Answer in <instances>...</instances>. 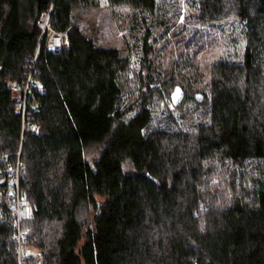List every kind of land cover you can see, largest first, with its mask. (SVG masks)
<instances>
[{"label":"trees","instance_id":"trees-1","mask_svg":"<svg viewBox=\"0 0 264 264\" xmlns=\"http://www.w3.org/2000/svg\"><path fill=\"white\" fill-rule=\"evenodd\" d=\"M106 1L129 16L161 6ZM197 1L198 25H244L243 54L211 60L209 91L154 72L149 29L140 67L124 42L88 35L74 8L103 0H0V167L21 160L29 209L19 221L4 171L0 264H264V0ZM44 12L66 32L56 50ZM170 102L207 106L203 122L181 125Z\"/></svg>","mask_w":264,"mask_h":264},{"label":"rangeland","instance_id":"rangeland-1","mask_svg":"<svg viewBox=\"0 0 264 264\" xmlns=\"http://www.w3.org/2000/svg\"><path fill=\"white\" fill-rule=\"evenodd\" d=\"M179 1L182 7L181 16L177 19L176 26L174 23L173 28L168 30H166V24L160 22L172 15L171 13L174 11L172 7L176 5V0H160L161 6L155 13L144 12L140 15L136 14L137 16L134 13L129 16V12L132 11L131 8L108 9L109 5L106 0H103L101 7H76L74 13L77 15L76 21L79 25L85 29L88 35L97 37L99 44L123 46L122 42H124L125 52L132 53L133 66L136 67H140L141 57L145 52L143 51V40L146 31L149 29L148 42L152 47L148 59L154 67V72L168 75L173 72L172 74L177 78H188L187 82L190 83L193 90L198 88L202 91H209V64L211 60L215 56L226 53H229L228 56L243 54L245 37L242 29H244V25L239 20L216 25H198L195 19L197 8L193 3L196 1L198 4V1ZM188 3L190 4L188 5ZM133 25L139 27L131 30ZM146 74L147 70H145ZM131 85L134 86L135 81H132ZM176 91L178 94L182 93L178 87ZM202 91L199 90L196 93V99H203ZM180 98L176 95L173 102L177 105ZM155 103L159 104L160 107L164 106V102L158 97ZM187 104L185 110L172 107V102H170L169 108L177 113L176 121L181 125L203 122L199 116H204L202 111L207 106H198L194 102ZM179 114L185 116L180 118ZM166 117L168 120L169 117ZM190 118H192L191 122L188 121ZM124 169L126 172H131L134 171V166L127 162L124 164Z\"/></svg>","mask_w":264,"mask_h":264},{"label":"built area","instance_id":"built-area-1","mask_svg":"<svg viewBox=\"0 0 264 264\" xmlns=\"http://www.w3.org/2000/svg\"><path fill=\"white\" fill-rule=\"evenodd\" d=\"M41 26L43 27L44 30L49 29L50 30V45L52 49L56 50L57 48H60L64 42V36L66 35V32H57L54 29H52L50 25V13L49 12H44L41 16L40 19ZM35 81L31 79V75L29 76L28 83L25 86V90L28 92L29 87L31 84H33ZM18 88V86H17ZM25 129L28 131H38V127L34 125L33 123H28L25 125ZM23 167V163L21 160L18 161L17 167H8V168H3L0 167V174H2L4 171H8L10 173L16 172V175L13 176L12 180V187H11V194L16 196V206H17V216L18 220L21 221L22 217L25 216V214L28 212L29 209L24 211L23 206L25 205L26 201L21 199L20 196V191H19V181H20V172ZM14 184L16 185L14 187ZM17 187V188H16ZM23 235V232L19 230V237Z\"/></svg>","mask_w":264,"mask_h":264},{"label":"water","instance_id":"water-1","mask_svg":"<svg viewBox=\"0 0 264 264\" xmlns=\"http://www.w3.org/2000/svg\"><path fill=\"white\" fill-rule=\"evenodd\" d=\"M180 97V96H179Z\"/></svg>","mask_w":264,"mask_h":264}]
</instances>
